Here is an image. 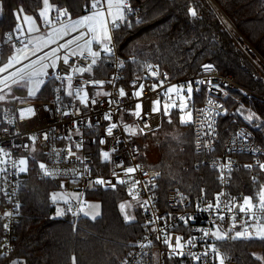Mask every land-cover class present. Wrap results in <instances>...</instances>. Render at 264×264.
<instances>
[{
    "label": "trees",
    "instance_id": "16d2710c",
    "mask_svg": "<svg viewBox=\"0 0 264 264\" xmlns=\"http://www.w3.org/2000/svg\"><path fill=\"white\" fill-rule=\"evenodd\" d=\"M2 2L0 66L13 52V47L4 42L9 34H15L13 12L22 9V13L38 17L42 7V0ZM50 2L67 9L71 18H77L84 15L87 0ZM128 3L134 9L127 13L132 26L121 24L113 30V35L117 55L125 63L124 71L129 79L139 75L147 62L160 66L171 79L196 75L202 65L213 63L220 73L232 76L254 95L264 97V0H128ZM189 6L197 9L196 18L187 14ZM57 14L56 11L53 18ZM137 19L141 22L136 23ZM112 61L113 56L103 59L92 75H85L106 79L112 72ZM195 89L196 86L191 108L208 95L204 88ZM13 95L26 97V89L15 90ZM54 95V84L49 81L36 98L10 100L7 104L46 102ZM221 100L227 113L219 119L217 154L223 153L230 135L241 127L249 130L264 149V101L231 89H225ZM3 105L0 103V109ZM249 113L258 118L246 119ZM179 116V112L173 111L171 123L162 116L161 128L154 135H144L147 138L141 147L146 150V141L154 142L159 160L150 161L146 155L141 156V160L161 171L163 197L172 188L184 190L191 196L201 195L200 190L204 189L206 196L214 197L218 172L201 164L202 159L194 151L191 126H182ZM235 157L251 160L249 156ZM26 158L29 170L21 175L19 214L13 229L14 248L5 252L0 223V264H10L13 260L19 264H73V257L75 264H119L130 245L145 231L146 217L139 204L121 187L97 188L84 198L100 203L99 217L91 219L68 209L57 215V206L50 194L62 190L59 182L39 177L41 156ZM261 174L260 184H263L264 172ZM232 185L239 194L259 191V184L255 188L244 169L233 172ZM132 200L131 211L136 219L126 222L119 204ZM220 246L236 256L237 264H264L262 240L228 237ZM169 264L175 263L171 260Z\"/></svg>",
    "mask_w": 264,
    "mask_h": 264
},
{
    "label": "built area",
    "instance_id": "2783aa9c",
    "mask_svg": "<svg viewBox=\"0 0 264 264\" xmlns=\"http://www.w3.org/2000/svg\"><path fill=\"white\" fill-rule=\"evenodd\" d=\"M131 9L134 11L132 7ZM56 18L57 17L53 18V21H55ZM68 18V16H64L63 19L67 20ZM45 28L46 26H44L43 29ZM12 37L13 40H15L16 33ZM4 42L12 46V42L8 41V37L4 40ZM16 47H20L18 42L16 43ZM120 61L123 60L118 57L114 45V56L111 63L112 72L104 80L107 81L116 76H119L120 79L116 80L115 86L108 83L103 86V91L110 92L112 94V98L114 100H119L120 106H122L119 107V110L117 105L112 106V121H105L103 119V114L109 110V105L107 103L108 97L102 95L98 96V103L95 106H91L90 104L89 107L85 109L83 106L79 105L78 101H74L73 98L65 95L64 87H67V82L64 81L60 92H55V95L49 101H30L21 102L16 105L5 104L2 106L0 109V146L10 150L11 160H19L21 157L38 158L41 156L42 159L40 162H44L49 169L64 170L76 168L77 170L83 171L84 165L81 164L80 161L76 160L75 157H69L67 161L63 159V157L67 155L66 149L71 146L72 151L84 160V164H87L90 169V176L77 178L75 182H73L72 173H69L67 176L60 175L55 178L45 177L39 168V177L57 181L59 184L61 180H63L64 188H61L62 190L66 192L83 193V196L94 192L97 188H110L105 186H96L93 188L92 184L88 182L89 179L94 180L97 176H102L105 179L115 182V177L111 175L114 170L113 163L102 162L99 153L101 149L109 150L116 147L118 150L112 153L113 160L123 159L125 167L135 166L137 164L141 165V168L133 174V179L139 180L143 183H148L149 189H145L142 183L137 185L133 194L136 196L135 201L138 204L143 203V201L152 197V200L147 207V211L142 209V213L146 217V222L155 221V223H148L147 228L145 227V231L142 235L138 236L132 243V245H134L137 241H143L147 244L148 241H152L151 246L145 249L131 247L129 251L123 255L119 264H122V261L125 259H127L128 264H169L171 260L175 264H218V261L214 258L215 254L210 250L206 260L202 257L200 261H193L187 255L183 257L174 256L169 258V250L163 242L164 231H152L154 228L158 230L166 229L167 232L171 233L173 242L175 236L178 235L183 237L182 242L187 241L190 236H202V233L196 232L194 229L198 227L209 228L211 225L208 223L209 213L198 211L197 203H200L201 208L206 207L209 201L214 203V197L206 196L205 198H202L201 195L191 196L188 192L177 188L169 189L163 197L160 185L162 177L161 171L150 168L143 160H141V156H145V154L140 152V150L133 155L137 148L132 144L130 135L124 133L123 125L127 124L132 128H137V125L140 124V121L132 115L130 111H128L133 109L134 104L138 102L137 98L131 96V93L134 90L131 82L137 77L146 76L148 74V69L144 67L143 71L139 75L135 76L133 79H129L124 71L125 63L123 62L121 67L117 66ZM89 62L90 60L85 57L73 58L70 61V63H74L77 66H87ZM147 64L153 65L154 70L158 71L159 76L156 78H149L145 80L144 83L146 85H150L152 83H158L159 80H164V84L162 88H157L155 92L151 91L148 87H145L143 96L139 98V102H142L145 112L150 110L151 101L156 98L157 94L162 93L169 86L183 85L186 88L188 81H205L199 85V89L204 88L208 95L204 97L202 103L191 108L193 110V123L190 126L193 133L194 151L202 159V165L218 172L216 193L223 190L224 192L229 193L230 196L237 197L238 201L242 200L243 196L249 195L253 196L254 202H256L255 196L258 190L257 192L253 190L245 194L235 193L233 190L232 178L233 172L244 169L248 173L249 182H251V184H253L256 188L261 182V173L264 172L261 171L257 165V161L263 162L262 158L264 157V149L256 143L253 134L244 127L239 128L236 132L230 135L221 155L217 154V145L219 139V119L224 113V109H226L221 100L225 89L235 91L241 90L263 101L264 97L254 95L243 86L236 83L232 76L220 73L213 63H206L213 66V70L211 72H205L201 69L198 74L189 75L188 77L182 79H171L160 66L151 62H147ZM49 71L51 73V70ZM57 71L61 75H64L68 71V66L59 62ZM85 74L82 77L83 79L92 78L86 76ZM80 79L81 77L78 74L75 75L74 84H76ZM208 80H211L212 83L208 84ZM49 81L53 82L54 89L60 87L62 83L61 81L53 80L51 75L49 76ZM216 85H219V90L215 88ZM195 86L197 87V85L193 84V88ZM120 87H124L128 96L124 98H120L118 96V89ZM87 90L89 91V95L91 97L98 89L89 86ZM57 95L60 96L62 104L67 106L65 110L70 113L69 115L65 116L62 115L61 112L56 111V108L59 106L56 102ZM99 101H104V103H100ZM192 103L193 95L191 100L188 101V105L191 107ZM44 105H47V108H45ZM217 105H220L221 107L217 108ZM29 106L35 107V116L25 120H20L18 109L27 108ZM75 108H79L80 111L76 112L75 115H72L71 113ZM173 111L179 112L177 109H173L172 112ZM216 112H219L220 114L216 115ZM208 115H210L215 121L213 124L215 131L211 135L207 134L209 132L207 125L212 123V120L207 118ZM9 119H14V123H7ZM74 120L83 121V123L79 124V133L76 132V126L73 125ZM89 122L91 123V127L88 126ZM110 122H116L119 125L113 132L114 136L120 138L121 142L119 144H116L111 136L105 135L106 127ZM157 123L160 125L162 124L161 114H155L150 120V126L152 128H155ZM5 128L8 129L7 133L3 131ZM160 128L161 126L158 129H155V132ZM16 133H19V135H16ZM44 133L48 134L47 140L43 138ZM150 134H152V131L146 130L142 135ZM29 135L37 136L35 143L28 140ZM69 135H71V141L64 138ZM101 137H104L106 140L104 144L99 143ZM198 137L200 143L199 148H197ZM77 142H82L83 147L76 149L75 143ZM205 142H207V147H205ZM13 144L20 145V147H13ZM23 145H27V147H24ZM209 148H211L212 151H209ZM253 149L255 151H253ZM237 155L249 156L251 157V160L239 159L235 157ZM229 160L233 163L231 166V172L224 169V179L226 181V183H224L219 179L220 170L214 167L213 162L226 164ZM246 164H252L253 168H245L244 165ZM0 167H6L8 169L7 173H0V223L1 225L4 223L9 224V228L7 230L2 227L4 250L6 253H9V251L14 248L13 229L19 214V209L16 208V205L19 203L22 173L17 175L15 170L11 167L10 162L7 165H0ZM115 171L121 177L124 176V173L120 168H115ZM145 173L148 175H145ZM153 173H159V176L153 177ZM253 177H256L255 181L253 180ZM129 183H131V181H129ZM151 184H156L157 187L152 189ZM117 187L123 188L128 193L127 184H118ZM178 193H182L185 199L181 200ZM130 196L132 197V195ZM228 198L229 197H223L222 200L226 202ZM5 212H11L13 215L10 217H4ZM169 213L171 214V218H169ZM228 215L229 214L225 212V221L220 222L219 220H216V224L219 225L223 231L228 232L229 236L230 232L240 230L241 225L238 223L236 228L231 230V225L227 219ZM180 216H185V218H187V216H194L195 220L189 221L187 226H185L183 221L179 220ZM157 217H163V219H156ZM239 218L240 214L237 213V219L239 220ZM244 218L246 219V217ZM213 219H215L214 214ZM173 224L177 225V227L173 228ZM158 235L160 236L159 240L156 239ZM221 241L222 240L215 241L209 238L206 242H202L198 239L195 247H191V245L186 244L184 251L187 253L191 250L192 252L200 254L206 250L205 243H215L220 253L226 257L225 264H237L236 256L221 247ZM129 252L133 253V255L129 256Z\"/></svg>",
    "mask_w": 264,
    "mask_h": 264
},
{
    "label": "snow or ice",
    "instance_id": "6c2138e0",
    "mask_svg": "<svg viewBox=\"0 0 264 264\" xmlns=\"http://www.w3.org/2000/svg\"><path fill=\"white\" fill-rule=\"evenodd\" d=\"M43 7L39 9L38 17L32 15H23L21 20L22 9H19L13 12V16L16 19V24L12 31L16 33L15 40L11 34L8 35V41L12 42L13 52L12 55L8 58L7 63L0 66V101L8 102L11 101H23L27 98H36L38 93L41 92L42 88L47 85L49 82V76L51 75L52 79L55 81H61V86L54 89L55 92L59 93L61 87H63V82H67V87H64V93L66 96L73 98L74 101H78L79 105L83 108H88L89 105L95 106L98 101V96L108 97L107 103L109 105V110L103 114V119L105 121H112L113 112L112 106L117 105L118 110L120 106L119 100H114L110 92L103 91V86L108 83L115 86L116 80L120 79L119 76H116L110 80L104 79H83V75L88 73L92 75L94 68L97 67L103 59L111 58L114 56V35L113 30L120 27L121 24L131 27L132 24L128 20L127 13L131 12V6L128 3V0H87V3L84 7V15L78 16L75 19L71 18V15L68 13L67 9L59 8L52 3L50 0H42ZM59 13L56 20L53 21L50 13L53 9ZM3 9V2L0 0V11ZM187 14L193 18H196L198 13L195 7L189 6L187 8ZM68 15L69 19L65 23L60 18ZM38 21H42L43 24L47 27V34L33 35L41 33ZM141 21L137 19L136 23ZM53 24H58V27H53ZM26 26V30H25ZM26 41V42H25ZM19 43L20 47H16V43ZM54 45V46H52ZM43 49H48V51H43ZM36 53H41L37 56ZM103 54V55H102ZM30 57H34L31 58ZM85 57L89 59L90 62L87 66H77L74 63H70L73 58ZM25 61H27L25 63ZM62 62L63 65L68 66V71L61 75L58 71V63ZM135 62V60H133ZM20 65V67H16ZM123 65V61L118 63V67ZM145 68L148 69V74L144 77H137L132 80L133 92L131 96L137 98L138 102L134 104V108L130 109V113L134 115L139 121L140 124L137 125V128H132L127 124L123 125L124 133H127L131 136L137 134H144L146 130L152 131L153 135L155 134V129H158L161 125L157 123L155 128L150 126V120L155 114H161L163 117L168 118V122L171 123L172 119V110L177 109L180 113L179 121L182 126H190L193 123V110L189 108L188 101L191 100L194 88L193 84L197 85L195 91H199V85L205 81L195 80L188 81L186 88L181 85H171L162 93L157 94L156 98L151 101L150 110L145 112L143 109L142 102H139V98L143 96L145 87H148L151 91L155 92L157 88H162L164 80H159L158 83H152L146 85L145 80L149 78H156L159 76L157 70H154L153 65L145 64ZM205 72H211L213 66L211 64H204L201 66ZM12 71H9V70ZM51 70V73L50 71ZM79 75L81 79L74 84V76ZM208 84H211L212 81L208 80ZM138 85V86H137ZM89 86L95 87L98 90L91 97L89 91L87 90ZM215 88L219 90V85H216ZM26 97H20L13 95L15 90H25ZM6 90V91H5ZM118 96L124 98L128 96V93L125 92L124 87L118 89ZM56 102L59 105L56 108V111L61 112L62 115H69L70 113L65 110L67 107L63 105L60 99V96L57 95ZM104 103V101H99ZM47 108V105H44ZM217 108L221 107L220 105L216 106ZM80 111L79 108H75L71 113L75 115L76 112ZM20 120H25L30 117L35 116L36 109L33 106L27 108L18 109ZM143 113V115H142ZM227 113V110L224 109V114ZM219 112H216V115H219ZM209 120H212V123L207 125L209 132L208 135L214 133L215 129L213 124L215 121L210 115L207 116ZM255 114L249 113L246 117L248 120H253ZM9 124L14 123V119H9L7 121ZM83 121H73V125L76 126V132L79 133V124ZM142 124V126H141ZM89 127L91 123L89 122ZM118 123L110 122L106 127V136H111L116 144L121 142L119 137L113 135L115 129L118 128ZM5 133L8 132V129H3ZM19 135V133H16ZM43 138L48 139V134L44 133ZM71 141V135L64 137ZM37 139L36 135H29L28 140L35 143ZM106 142L104 137H101L99 140L100 144ZM13 147H20V145H12ZM27 147V145H23ZM83 147L82 142L75 143V148L80 149ZM200 147L199 137L197 139V148ZM205 147H207V142H205ZM118 149L113 147L109 150L101 149L99 155L102 162H111L114 165V170L111 175L115 177V182L105 179L102 176H97L94 180L89 179V183L92 184L93 188L96 186H105L115 189L117 185H128L127 191L129 195H132V198L135 200L136 196L133 194L134 190L137 188V185L142 184L143 182L133 179V174L141 168V165L137 164L135 166H124V160H113L112 153L116 152ZM209 151H212L209 148ZM253 151H255L253 149ZM67 155L63 157L65 161L69 157H75L76 160L80 161L83 164V171L77 170L76 168L71 169H49L44 162H38L39 168L45 177L55 178L57 176L63 175L67 176L69 173H72L73 182L77 178L88 177L90 176V169L87 164H84V160L78 156L75 152L72 151L71 146L66 149ZM138 152V149L134 151L133 155ZM11 163V167L15 170L17 175L21 173H27L29 170L28 159L21 157L19 160H11V152L9 149H6L3 146H0V165H7ZM232 161L229 160L226 164H221L213 162L214 167L220 170L219 179L221 182L226 183L224 179V169H227L231 172ZM257 165L261 171H264V162L257 161ZM245 168H253L252 164L244 165ZM115 168H120L124 173V176L121 177L115 171ZM8 169L6 167H0V173H7ZM145 175H148L145 173ZM153 177L159 176V173H153ZM253 180H256V177H253ZM131 181V183H129ZM145 189H149L148 183H143ZM156 184H151V188L155 189ZM60 188H64V182L61 180ZM201 197L205 198L206 193L204 189L200 190ZM7 195V194H6ZM181 200L185 199L182 193H178ZM83 193H71L66 194L62 192H53L50 194V198L53 203L58 201H63L65 204L70 205L71 200L75 199L80 207L79 211L83 212L84 215H89V212L85 211V205L87 201L82 199ZM223 197H229L225 202L222 200ZM152 200V197H149L148 200L143 201L139 204V207L147 211V207ZM255 201L253 196L245 195L242 197V200L238 201L237 197L230 196L229 193L224 192L223 190L214 194V203L209 201L206 207L201 208L200 203H197V210L202 212L209 213L208 223L211 225L209 228L198 227L194 229L196 232L202 233V236H190L187 241H183L182 236H175L174 242L170 232H167L166 229L158 230L152 229V231H164V244L168 248V256L172 257H183L187 255L193 261H200L201 258L208 257L209 250L215 254L214 258L218 261V264H225L226 257L220 253L215 243H205V251L197 254L189 250L187 253L184 251L186 244L191 245V247L196 246L197 240L206 242L209 238L220 241L228 237V232L222 231L220 226L216 224V220L220 222L225 221L226 216L225 212L229 215L227 219L231 225V230H234L239 223L241 225L240 230L234 231L232 239H259L264 241V184L260 185L259 191L256 193ZM90 209H99V204L88 205ZM190 206V205H189ZM20 205L17 203L16 208L19 209ZM132 205L127 201L119 204V209L123 215V219L128 221H133L136 219L134 215L129 214L126 209L131 208ZM68 211H72L71 206H69ZM237 213L240 214L239 220L237 219ZM18 214V213H17ZM63 210L59 207L57 208V215H62ZM98 214V213H96ZM213 214L215 219H213ZM13 213L5 212L4 217H10ZM169 218L171 214L169 213ZM246 217V219L244 218ZM92 218L95 219V214L92 215ZM156 219H163V217H157ZM179 220L183 221L185 226L189 221H194V216H180ZM148 223H155V221H147L145 227L147 228ZM2 227L7 230L9 228L8 223H4ZM173 228L177 225L173 224ZM147 239V238H145ZM157 240L160 239L158 235ZM152 241H148L145 244L143 241H137L136 244L130 245L131 247H139L140 249H145L150 247ZM129 256L133 253L129 252ZM139 255V254H138ZM11 264H19L18 261L13 260ZM73 264H75V257H73ZM122 264H128L127 259L122 261Z\"/></svg>",
    "mask_w": 264,
    "mask_h": 264
},
{
    "label": "rangeland",
    "instance_id": "374dc122",
    "mask_svg": "<svg viewBox=\"0 0 264 264\" xmlns=\"http://www.w3.org/2000/svg\"><path fill=\"white\" fill-rule=\"evenodd\" d=\"M51 3V2H50ZM212 5H213V3H212ZM214 6V5H213ZM42 7H43V3H42ZM53 10H56L55 8L53 9ZM53 10L51 11V13H50V16H51V18H52V15H53ZM23 15H24V13H21V20L23 19ZM2 16V11H0V17ZM64 18V16L63 17H61L60 19H63ZM69 19V18H68ZM68 19L67 20H62L63 22H67L68 21ZM72 19H75V18H72ZM53 20V19H52ZM38 24H39V27H40V29H41V33H39V34H33V35H40V34H47V31H48V29H47V27L45 28V29H43L44 28V24H43V22L41 21V23H39L38 22ZM59 25L58 24H53V27H58ZM25 30H26V26H25ZM52 46H54V45H52ZM43 51H48V49H43ZM12 55V54H11ZM10 55V56H11ZM36 55L37 56H39V55H41V53H36ZM9 56V57H10ZM31 58H34V57H30V59ZM27 61H25V63H26ZM5 63H7V62H5ZM4 63V64H5ZM3 66V65H2ZM16 67H20V65H16ZM9 71H12L11 69L9 70ZM0 75H3V74H0ZM6 91V90H5ZM0 94H3V93H0ZM10 101V100H9ZM8 101V102H9ZM8 102H4V101H0V103H4V104H7ZM24 102H30V101H24ZM189 106V105H188ZM189 108L191 109V107L189 106ZM162 125V124H161ZM129 135V134H128ZM130 138H131V140L132 141H134V143H136L139 147H141L143 144H144V142H145V140H146V138L147 137H145L144 135H142V134H137V135H134V136H131L130 135ZM146 143H147V148H146V150L144 149V148H142L141 147V152L142 153H144L145 152V155L147 156V158L150 160V161H158L159 160V153H158V150H157V147H156V145H155V143L154 142H152L151 140H147L146 141ZM26 158V157H25ZM264 184V183H263ZM260 185H262V183L261 184H259V187H260ZM56 192H62V193H66V194H71V193H76V192H66V191H64V190H58V191H56ZM82 199L84 200V201H87V204L85 205V211H87V212H89V215H84V213L83 212H80L79 211V207H80V205H79V203L75 200V199H72L71 200V204L70 205H68V204H65L62 200L61 201H58L57 203H55L56 204V206H57V208L59 207L60 209H62L63 210V213L69 208V206H71V208H72V211L71 212H73V211H76L77 213H79V214H81V215H83V216H86V217H89V218H91V219H93L92 218V215L93 214H95V218H97V217H99L100 216V214H101V207H99V209H90L89 208V206L88 205H93V204H99L100 205V203L99 202H97V201H92V200H87V199H85L84 198V196L82 197ZM134 200V199H133ZM132 200V202L130 201V202H128V203H130L131 205H132V207L131 208H127L126 209V211L129 213V214H131V215H133L132 214V208H133V203H134V201L136 200H134L133 201ZM96 213H98V214H96ZM222 231H223V229H221ZM234 235V232H230V234H229V236L228 237H232ZM227 237V238H228ZM226 238V239H227ZM226 239H224V240H226ZM223 241V240H222ZM11 264V263H10Z\"/></svg>",
    "mask_w": 264,
    "mask_h": 264
},
{
    "label": "crops",
    "instance_id": "0c3cea01",
    "mask_svg": "<svg viewBox=\"0 0 264 264\" xmlns=\"http://www.w3.org/2000/svg\"><path fill=\"white\" fill-rule=\"evenodd\" d=\"M52 13H53V15H52V19H53V17L56 16V10H53ZM57 15H59V13Z\"/></svg>",
    "mask_w": 264,
    "mask_h": 264
}]
</instances>
